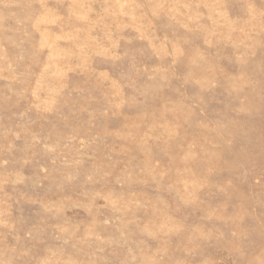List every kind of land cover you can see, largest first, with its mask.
<instances>
[{
  "label": "rangeland",
  "instance_id": "374dc122",
  "mask_svg": "<svg viewBox=\"0 0 264 264\" xmlns=\"http://www.w3.org/2000/svg\"><path fill=\"white\" fill-rule=\"evenodd\" d=\"M0 264H264V0H0Z\"/></svg>",
  "mask_w": 264,
  "mask_h": 264
}]
</instances>
